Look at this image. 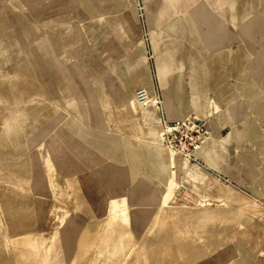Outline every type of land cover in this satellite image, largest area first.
<instances>
[{"label":"rangeland","instance_id":"obj_1","mask_svg":"<svg viewBox=\"0 0 264 264\" xmlns=\"http://www.w3.org/2000/svg\"><path fill=\"white\" fill-rule=\"evenodd\" d=\"M248 4V64L251 80L262 85L264 0H248ZM144 14L143 0H0V264H55L56 260L102 264L107 259L108 264L128 260L148 264L153 258L151 264H258V256L264 258V209L256 215L237 208L246 198L257 199L264 208V119H253L247 146L251 151H245L244 145L232 147L224 137L217 142L213 119L221 118L220 108L211 114L191 111L186 115L205 120L208 135L192 156L168 149L153 107L140 104L136 97V91L147 84H154V91L147 90L158 95L155 54ZM173 16V22L155 27V42L160 58L166 57V49L173 51L168 58L176 77L183 64H201L205 57L187 55L188 47L197 45L185 39L181 13ZM140 41L145 43L147 61L134 49ZM222 58L227 67L245 59L234 56L231 63L229 54ZM179 94L173 89V97ZM242 95L239 101L246 102ZM126 96L139 105L142 135L138 138L119 119ZM255 103L251 102V112L260 106ZM231 147L234 160L243 157L249 167L238 162L240 166L228 167L229 174H222L204 162L205 155L211 160L217 151L226 155ZM170 151L176 154L174 165ZM225 157L220 160L227 166ZM172 175L173 217L166 221L169 213L167 207H160V196ZM112 212L118 214L115 225L104 222ZM61 218L74 224L67 225L65 233ZM157 226L166 236L157 233ZM54 231L49 252L45 245L37 248L35 237L11 241L18 234L34 232L41 239ZM140 236H148L151 246L153 240L162 242L150 248L138 242L145 251L151 249L148 255L137 243ZM182 243L188 248L182 249ZM159 249L168 252L167 258ZM126 251L133 256L127 262L122 259L128 256ZM139 252L138 262L134 258ZM156 256L163 260L156 258L157 262Z\"/></svg>","mask_w":264,"mask_h":264},{"label":"crops","instance_id":"obj_2","mask_svg":"<svg viewBox=\"0 0 264 264\" xmlns=\"http://www.w3.org/2000/svg\"><path fill=\"white\" fill-rule=\"evenodd\" d=\"M143 4L144 24L149 29L151 48L155 54L157 94L162 101L161 112L150 103L157 114L158 122L161 117L167 121L181 119L191 111L205 113L213 101L221 111V118L213 119V133L217 142L219 137H224L230 141L232 147L244 145L241 150L251 151L247 146L251 145L253 119H264V81L261 85L258 80H251V63L248 64V57L251 55V32L247 30V25L251 23V4L249 7L248 0H143ZM174 13H181L185 20V39L189 40V44L195 42L197 45L188 47L187 55L205 57L201 64H183L182 72L177 73L176 77L168 58V55H173V51L166 49L167 58H160L155 42L158 38L155 27L167 25L171 20L173 22ZM227 54L231 57V63L234 56L245 59H241L239 64L233 63L227 67L222 63V57ZM158 67L162 75L160 78ZM175 88L180 91L177 99L172 95ZM239 94H243L246 102L239 101ZM251 102L260 105L253 112ZM232 147L228 152L225 151L226 155L214 149L217 151L216 158L210 160L205 155L204 162L210 169L222 174H229L228 167L240 166L238 162L245 168L249 167L243 157H238V161L234 160ZM223 156H226L229 165L222 162ZM261 191L264 192V189Z\"/></svg>","mask_w":264,"mask_h":264},{"label":"bare ground","instance_id":"obj_3","mask_svg":"<svg viewBox=\"0 0 264 264\" xmlns=\"http://www.w3.org/2000/svg\"><path fill=\"white\" fill-rule=\"evenodd\" d=\"M128 1V0H127ZM25 8V7H24ZM36 43V42H35ZM88 43V42H87ZM144 42L143 41H140V42H137V44L136 45H134V49L137 51V53L139 54V55H141V57L142 58H144V60L145 61H147V57H146V55H145V51H146V49H145V46H144ZM22 48V47H21ZM246 49V48H245ZM247 50V49H246ZM247 52H248V50H247ZM249 53V52H248ZM25 55V54H24ZM44 56H46V55H44ZM148 63V62H147ZM158 76H159V78L162 76L161 75V70L159 69V67H158ZM28 78V77H27ZM36 82V81H35ZM146 89H149V90H153L154 91V88H153V86H152V84L151 85H146V87H145ZM6 89V88H5ZM95 94V93H94ZM68 103V102H67ZM70 103V102H69ZM68 105V104H67ZM122 105H123V107L121 108V110L118 112V114H119V119H120V122L124 125V127H126V128H128L129 130H131L133 133H134V135H135V137L136 138H138L139 136H141L142 135V132H141V126H140V121H139V119H140V113H139V105L137 104V102L135 101V99L132 97V96H126V98L125 99H123V101H122ZM206 105H207V103H206ZM210 109H209V114H211V113H215L216 111H217V109H218V106L216 105V103H214L213 101L210 103ZM71 108V107H70ZM223 113V112H222ZM202 114V113H201ZM17 115V114H16ZM71 116V115H70ZM76 119V118H75ZM228 121H229V119H228ZM231 121V120H230ZM66 122V121H65ZM232 122V121H231ZM232 124H233V122H232ZM230 125V124H229ZM94 128V127H93ZM66 129H68V128H66ZM69 131V130H68ZM108 132V131H107ZM82 138V137H81ZM161 144V143H160ZM93 147V146H92ZM95 147V146H94ZM96 147H98V146H96ZM38 148V147H37ZM100 148V147H99ZM35 150V149H34ZM99 151V150H98ZM32 153V152H31ZM38 153V152H37ZM170 154H169V160H170V163L172 164V165H174L175 163H176V154L173 152V151H170L169 152ZM179 155V154H178ZM183 155V154H182ZM31 156V155H30ZM40 157V156H39ZM180 158V157H179ZM40 160V159H39ZM35 161V160H34ZM30 162H31V160H30ZM36 162H38V161H36ZM41 162V161H40ZM198 162V161H197ZM170 164V165H171ZM201 164V163H200ZM264 164V163H263ZM32 165H34V164H32ZM202 165V164H201ZM171 167V166H170ZM174 167V166H173ZM39 168V167H38ZM40 169V168H39ZM32 170V169H31ZM41 170V169H40ZM38 172H40L39 170H38ZM37 172V173H38ZM87 172V171H86ZM172 172V174H173V171H171ZM39 174H42V173H39ZM32 175V174H31ZM81 175V174H80ZM74 176V175H73ZM77 176V175H76ZM79 176V175H78ZM33 178V177H32ZM39 178V177H38ZM41 179V178H40ZM38 181V180H37ZM173 181H174V176L172 175V176H170L169 177V179H168V182H167V184H166V188H165V190L163 191V193L161 194V196H160V207L162 208L163 206H165V207H167V210H168V213H169V215H168V217L166 218V221L167 220H170L172 217H173V214H172V211H173V209H172V203H171V191H172V187H173ZM33 182V181H32ZM157 183V182H156ZM78 186H81V185H78ZM82 187V186H81ZM41 188V187H40ZM80 188V187H79ZM220 188V187H219ZM81 189V188H80ZM32 190V189H31ZM23 192V191H22ZM76 192V191H75ZM85 194H87V193H85ZM96 194H97V191H96ZM17 195H19V193L17 194ZM20 196V195H19ZM22 196V195H21ZM83 196V195H82ZM101 196V195H100ZM99 196V197H100ZM87 197V196H86ZM96 197V196H95ZM94 197V198H95ZM89 198V197H88ZM80 199V198H79ZM84 199V198H83ZM90 200V199H89ZM96 200H98V199H96ZM99 201V200H98ZM100 201H101V199H100ZM82 202V201H81ZM85 203H87V202H85ZM102 203V202H101ZM100 203V204H101ZM104 203V202H103ZM94 204H96V203H94ZM97 204H98V202H97ZM108 204V203H107ZM106 203H105V205H107ZM76 205V204H75ZM88 207V206H87ZM93 207V206H92ZM103 207V206H102ZM101 207V208H102ZM105 208V207H104ZM103 208V209H104ZM237 208H239V209H244V210H249V212L250 213H252V214H256V215H259V214H261L262 212H263V209L264 208H262V205H261V203L257 200V199H254V198H250V199H248V198H246V199H243V200H240V203L238 204V207ZM106 209H107V207H106ZM92 210V209H91ZM102 212H103V210H102ZM123 212V211H122ZM108 214V213H107ZM118 214H117V212H112V213H109L105 218H104V222H106L107 224H111V223H114V225H115V222H117L116 220V216H117ZM264 215V214H263ZM90 216V215H89ZM250 216V215H249ZM253 217V216H252ZM261 218V217H260ZM115 220V222H113ZM60 221H61V224H62V229L63 230H61V232H63V233H65L67 230H68V228L66 227L67 225L68 226H72V225H74V224H72V223H70V222H68L65 218H61L60 219ZM161 223V222H160ZM106 224V225H107ZM163 224V223H162ZM165 224H167V222L165 223ZM114 225H112V227L114 226ZM105 226V225H104ZM126 226V225H125ZM103 227V226H102ZM116 227V226H115ZM175 227V226H174ZM174 227H173V229L172 230H175L174 229ZM108 229H109V227H107ZM106 228V229H107ZM160 228V227H159ZM103 230V229H102ZM163 230H165V229H163ZM177 230V229H176ZM108 231V230H107ZM106 231V232H107ZM116 231V230H115ZM155 231V230H154ZM156 231H157V233L159 232L158 231V226H157V229H156ZM161 231H162V228H161ZM160 233V232H159ZM76 234H77V230H76ZM101 234V236L103 235L102 234V232L100 233ZM107 234V233H106ZM154 234V233H153ZM160 234H164L165 235V233H160ZM26 235H28V236H26ZM111 235H112V233H111ZM147 235H149L148 233H147ZM158 236H159V234H157ZM156 233L154 234V238H156ZM163 235V237H165ZM19 236H26L25 238H27L28 240L29 239H33L34 237L36 238V246H37V248H39L40 246H42V245H45V248H46V251H48L49 252V250L51 249H53V248H50L51 247V245H52V243H53V241H54V239H55V237H56V231H54L53 233H51L50 235H49V237H43V238H37L36 237V235H34V232H28V233H26V234H18V235H16V236H14L13 238H12V240L11 241H13L16 237H19ZM65 236V235H64ZM106 236V235H105ZM128 236V235H127ZM162 236V235H161ZM113 237V236H112ZM131 236H129V238H130ZM142 236H140L139 238H141ZM146 237H148V236H145V239H144V237L143 238H141V239H138V241H137V243L138 242H140V241H142V245H144V247L145 246H147L148 247V244L150 245V243L148 242V240H146L147 238ZM160 237V236H159ZM127 238V237H126ZM129 238H127V239H129ZM152 239H153V237H151ZM110 239V238H109ZM117 239V238H116ZM131 239V238H130ZM142 239H144V241L146 242H148V243H146L147 245H145V242L142 240ZM157 240H159V239H156V240H153V241H155L156 243L157 242H159L160 243V241L162 240L161 238H160V240L159 241H157ZM57 241V240H56ZM98 241H99V239H98ZM107 241H108V237H107ZM119 241V240H118ZM130 241L131 240H129L128 241V244H130ZM135 241V240H134ZM100 242V241H99ZM105 242V241H104ZM116 242V241H115ZM124 242H126V240H124ZM136 242V241H135ZM151 242V241H150ZM153 243V244H156V243ZM162 242V241H161ZM59 242H57V244H58ZM98 243V242H97ZM136 243V244H137ZM141 243V242H140ZM140 243H138V244H140ZM144 243V244H143ZM175 243V242H174ZM177 243V242H176ZM184 243V245H185V242H183ZM183 243H182V249H186V248H183V247H187V246H183ZM189 244H190V242H188ZM98 244H100V243H98ZM109 244V243H108ZM125 244V246H126V244L127 243H124ZM127 244V245H128ZM137 244V245H138ZM152 244V243H151ZM153 244H152V246L150 245L149 246V248L150 247H153ZM165 244V243H164ZM163 244V245H164ZM168 244H169V242H168ZM110 245V244H109ZM108 245V246H109ZM119 245V244H118ZM117 245V246H118ZM122 245V244H121ZM137 245H134V244H132V246H130L129 248L131 249V247H132V249L133 248H135V246H137ZM141 244H140V246L139 247H141L142 246ZM158 245V244H157ZM162 245V246H163ZM165 245H167V244H165ZM164 245V246H165ZM170 245V244H169ZM168 245V246H169ZM171 245H173V244H171ZM179 245H181V244H179ZM55 246H57V245H55ZM60 245H58V247H59ZM96 246H98V245H96ZM160 246V245H159ZM159 246L157 247L156 245H155V247H157V248H159ZM162 246H161V248H162ZM176 246V245H175ZM64 247V246H63ZM92 247V246H91ZM99 247H100V245H99ZM104 247H105V245H104ZM124 247V246H123ZM138 247V248H139ZM143 247V246H142ZM141 247V249L143 250V251H145L144 250V247L142 248ZM146 247V248H147ZM154 247V248H155ZM98 248V247H97ZM111 248V247H110ZM109 248V249H110ZM163 248H165V247H163ZM176 248H178L177 246H176ZM188 248V247H187ZM56 249V248H55ZM128 250V251H130V252H132V251H134V250H136V248L134 249V250ZM141 249H139L140 251H142ZM181 249V250H182ZM95 250H96V247H95ZM98 250H99V248H98ZM101 250V249H100ZM127 250V249H126ZM149 250V249H148ZM148 250L146 249V251L148 252ZM151 250V249H150ZM149 250V251H150ZM153 250V249H152ZM158 250V249H157ZM9 251V250H8ZM55 250H53V252H54ZM62 251V250H61ZM65 251V250H64ZM75 251V250H74ZM111 251V250H110ZM115 251V250H114ZM121 251V250H120ZM138 250H136V252H137ZM142 251V252H143ZM145 251V252H146ZM156 251V250H155ZM159 251H161L162 252V254H164L165 252V250H163V249H159ZM186 251V250H185ZM219 251V250H218ZM95 252V251H94ZM97 252V251H96ZM99 252V251H98ZM97 252V254H99ZM142 252H139V254L141 253L142 254ZM150 252H152V251H150ZM150 252H148V255L150 254ZM154 252V251H153ZM50 253H52V252H50ZM63 253V252H62ZM109 253V252H108ZM126 253H128V256L127 255H124V256H126V257H124L123 256V258L122 257H120V258H122V259H124L125 258V262H127L126 260L129 258V257H131V256H129V252H127L126 251ZM133 253V255H135L134 254V252H132ZM155 254H159L158 252H154ZM154 253H151V254H153L154 255ZM168 253V252H167ZM167 253H165V254H167ZM172 254H174L175 252H171ZM170 253V254H171ZM217 253V252H216ZM54 254H55V252L53 253V256H54ZM58 254H59V252H58ZM57 254V255H58ZM60 254H61V252H60ZM74 254V253H73ZM94 255L96 254V253H93ZM97 254H96V256H97ZM118 254H120V253H118ZM125 254V253H124ZM137 254V253H136ZM138 254V255H139ZM141 254L138 256V257H136V258H134V259H142V256H141ZM147 254V253H146ZM165 254H164V256H165ZM177 254V253H176ZM56 255V254H55ZM75 255H76V252H75ZM75 255H73L74 256V258H75ZM93 255V256H94ZM147 255V256H148ZM161 255V254H160ZM63 256V255H62ZM92 256V257H93ZM95 256V257H96ZM101 256V258H102V255H100ZM120 256V255H119ZM119 256H117V258H119ZM136 256V255H135ZM140 256H141V258H140ZM163 255H162V257H163V259L164 258H167L166 256L164 257ZM59 257V256H58ZM91 257V256H90ZM95 257H93V258H95ZM99 257V256H98ZM98 257H96L95 259H97ZM104 258V260L106 259V257H105V254H104V256H103ZM108 257H109V255H108ZM133 257V256H132ZM132 257L130 258V259H132ZM145 257H146V255H145ZM150 258L151 257H154V256H152V255H150L149 256ZM158 256H156L155 257V259L157 258ZM51 258V257H50ZM117 258H114V259H116L117 260ZM127 258V259H126ZM9 259H11V258H9ZM13 259V258H12ZM11 259V260H12ZM58 259V258H57ZM100 259V258H99ZM113 259V260H114ZM130 260V261H135V260ZM137 259V260H138ZM147 259H149V258H146V260ZM158 260H159V262H160V260L162 259H160V256H159V258H157ZM156 259V260H157ZM162 259V260H163ZM108 260V259H107ZM106 260V261H107ZM110 260V259H109ZM136 260V261H137ZM139 260H138V262H139ZM150 260V259H149ZM149 260H148V262H149ZM154 261V258L153 259H151L150 260V262H152V263H154L153 261ZM158 260H157V262H158ZM203 261L205 260V259H202ZM55 261V260H54ZM61 261H62V258H61ZM73 261H74V259H73ZM93 262H94V260H92ZM91 261V262H92ZM96 261V260H95ZM100 261H102V260H100ZM106 261H103V262H105V264H108L109 263V261L108 262H106ZM112 261V260H111ZM119 261H122V260H120L119 259ZM124 261V260H123ZM141 261H143V260H141ZM165 261V260H164ZM208 261V260H207ZM53 262V261H52ZM58 262H59V260L57 261H55V264L57 263L58 264ZM103 262H102V264H103ZM114 262V261H113ZM117 262V261H116ZM125 262H123V263H125ZM147 262V261H146ZM148 263V264H151V263ZM156 262V263H157ZM162 262V261H161ZM160 262V263H161ZM199 262H201V261H198V263ZM13 263V262H12ZM112 263V262H111ZM118 264L120 263V262H117ZM129 263V260H128V262L126 263V264H128ZM137 263V262H136ZM143 263V262H142ZM141 262L140 263H138V264H142ZM160 263H158V264H160ZM163 263V262H162ZM165 263V262H164ZM170 263V262H169ZM197 263V264H198ZM63 264V263H62ZM73 264H75V263H73ZM91 264H93V263H91ZM96 264H99V262H98V260H97V263ZM130 264V263H129ZM134 264V263H133ZM144 264V263H143ZM203 264H205V263H203ZM212 264V263H211ZM213 264H215V262L213 263ZM258 264H264V258L263 257H260V256H258Z\"/></svg>","mask_w":264,"mask_h":264},{"label":"built area","instance_id":"obj_4","mask_svg":"<svg viewBox=\"0 0 264 264\" xmlns=\"http://www.w3.org/2000/svg\"><path fill=\"white\" fill-rule=\"evenodd\" d=\"M136 97L140 104L153 103L161 112L162 101L158 95L154 96L146 88H140L136 91ZM159 127L161 140L166 147L187 156H192V153L209 133L205 120L194 114H188L173 121H167L161 117Z\"/></svg>","mask_w":264,"mask_h":264}]
</instances>
